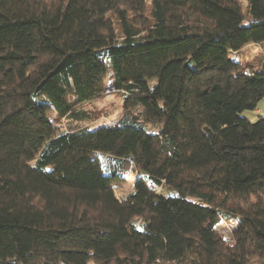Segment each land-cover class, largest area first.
<instances>
[{"label": "trees", "instance_id": "16d2710c", "mask_svg": "<svg viewBox=\"0 0 264 264\" xmlns=\"http://www.w3.org/2000/svg\"><path fill=\"white\" fill-rule=\"evenodd\" d=\"M243 1L0 0V264H264V117L243 115L264 58L231 57L264 43V0ZM109 69L142 123L62 128ZM98 154L139 173L125 198Z\"/></svg>", "mask_w": 264, "mask_h": 264}, {"label": "rangeland", "instance_id": "374dc122", "mask_svg": "<svg viewBox=\"0 0 264 264\" xmlns=\"http://www.w3.org/2000/svg\"><path fill=\"white\" fill-rule=\"evenodd\" d=\"M241 6L243 12H246V1L241 0ZM234 61H238L243 68L255 71L261 60L264 58V43L250 44L246 47L243 54L231 56ZM113 81V76L111 70H108V77L105 82V92L102 99L86 104L82 111L87 114L86 119L79 120L78 122H71L67 119L60 121V126L64 129L72 126H89L93 129L100 126H110V125H130L137 126L142 123L140 117H138V109L128 112L122 107V98L119 94L113 90L111 83ZM253 112V111H252ZM252 112L244 111L245 114L250 115V121L253 122L257 118H252ZM242 117V116H241ZM253 119V120H252ZM145 130L148 133H155L159 130L160 126L156 124H144ZM99 160L101 171L104 175H116L121 180L114 181L112 183L113 193L116 199H123L129 193L134 190L135 183L140 178L139 173L134 169V167L129 163H124L117 161L106 155H97ZM142 180L149 185V180L142 177ZM158 194L164 197L174 196L177 194L176 189L171 186H162L157 190ZM185 198L192 202H197L204 204L203 201L192 193L185 195ZM238 222V217L233 216L231 213L220 212L217 220L215 221V229L217 233L225 240H229L231 237V229ZM256 264V263H253Z\"/></svg>", "mask_w": 264, "mask_h": 264}, {"label": "crops", "instance_id": "0c3cea01", "mask_svg": "<svg viewBox=\"0 0 264 264\" xmlns=\"http://www.w3.org/2000/svg\"><path fill=\"white\" fill-rule=\"evenodd\" d=\"M253 117L252 118H257L258 116L264 117V98L259 102L257 109L254 110L251 114ZM245 117L249 120H251L250 115L245 114ZM253 120V119H252Z\"/></svg>", "mask_w": 264, "mask_h": 264}]
</instances>
